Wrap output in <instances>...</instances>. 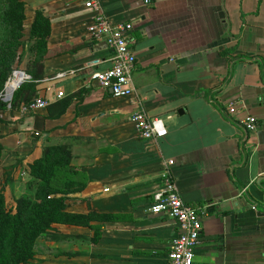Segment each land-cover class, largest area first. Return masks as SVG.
<instances>
[{
    "label": "crops",
    "instance_id": "obj_1",
    "mask_svg": "<svg viewBox=\"0 0 264 264\" xmlns=\"http://www.w3.org/2000/svg\"><path fill=\"white\" fill-rule=\"evenodd\" d=\"M23 1L25 34L36 11L50 21L44 77L76 72L38 84L46 108L1 113L2 153L29 163L48 145H66L87 178L67 212L115 216L93 228L56 226L31 264H168L177 226L147 211L166 170L184 202L213 205L193 264H264V0H101L113 24L133 26L127 98L88 82L110 68L111 52L88 33L95 14L86 0ZM61 101L69 105L55 119ZM140 108L163 119L164 138L137 136L129 116ZM246 115L254 132L243 128Z\"/></svg>",
    "mask_w": 264,
    "mask_h": 264
},
{
    "label": "trees",
    "instance_id": "obj_2",
    "mask_svg": "<svg viewBox=\"0 0 264 264\" xmlns=\"http://www.w3.org/2000/svg\"><path fill=\"white\" fill-rule=\"evenodd\" d=\"M25 20L23 0H0V93L14 69L24 70L33 80L14 93L12 110L39 98L35 81L44 78V62L48 58L49 19L43 12L36 11L27 34ZM55 105L60 107L55 116L51 115L56 119L64 114L69 102L61 101ZM0 108L2 110L4 106ZM4 122L0 118V124ZM18 163L11 165V173L18 169ZM26 168L30 178L28 187H35L33 195L17 198L14 207L7 209L0 193V264H31L37 242L54 237L58 232L56 226L93 228L92 223L114 221V215L91 209L83 214L67 212L68 203H80L69 195L82 192L87 178L71 165V153L66 145L44 147L42 155L27 163ZM99 236V230H95L91 241L97 242Z\"/></svg>",
    "mask_w": 264,
    "mask_h": 264
},
{
    "label": "built area",
    "instance_id": "obj_3",
    "mask_svg": "<svg viewBox=\"0 0 264 264\" xmlns=\"http://www.w3.org/2000/svg\"><path fill=\"white\" fill-rule=\"evenodd\" d=\"M148 3L149 0H145V4ZM86 6L95 14L94 21L88 27V33L93 39L103 41L111 52L110 68L104 71H92L88 77L89 84L108 90L115 98L133 96L132 75L136 58L130 40L132 24H113L105 16L101 0H86ZM75 72L76 70L61 71L35 82L37 84H50L73 76ZM31 82H33L31 76L24 70L14 69L0 93V106H4L2 110L11 111L14 93L23 84ZM62 96V92L56 94L57 98ZM48 103V99L40 97L18 110L21 115H24L46 108ZM237 104H241V102ZM237 104L229 106V114L237 113ZM129 121L135 125L137 136L142 140H156L167 135V127L163 119L158 116H150L141 108L130 114ZM242 125L246 131L254 132L257 128V120L251 115H246ZM168 164L172 165L173 162L169 161ZM163 176V185L152 194L147 211L153 215L168 216L177 226V234L173 238L167 254L168 264H193L195 248L200 240L202 217L213 205L211 203L198 206L187 204L178 192L170 172L166 170Z\"/></svg>",
    "mask_w": 264,
    "mask_h": 264
},
{
    "label": "rangeland",
    "instance_id": "obj_4",
    "mask_svg": "<svg viewBox=\"0 0 264 264\" xmlns=\"http://www.w3.org/2000/svg\"><path fill=\"white\" fill-rule=\"evenodd\" d=\"M0 112L4 113L5 109ZM31 159L32 157H30L29 160ZM17 161L20 163L17 164L18 169L11 173L10 167ZM26 164L27 162L25 163L24 159L18 160L14 157H10V154L7 155L2 153V149H0V193L4 197L7 209L14 207L17 198L25 195H33L35 187H28L30 178L27 173ZM11 174L12 176L9 178ZM44 239L45 238L39 239L37 242L36 249L38 252L48 250L47 246L44 244Z\"/></svg>",
    "mask_w": 264,
    "mask_h": 264
},
{
    "label": "water",
    "instance_id": "obj_5",
    "mask_svg": "<svg viewBox=\"0 0 264 264\" xmlns=\"http://www.w3.org/2000/svg\"><path fill=\"white\" fill-rule=\"evenodd\" d=\"M243 128H244V127H243ZM244 129H245V128H244ZM245 132H248V131L245 130Z\"/></svg>",
    "mask_w": 264,
    "mask_h": 264
}]
</instances>
